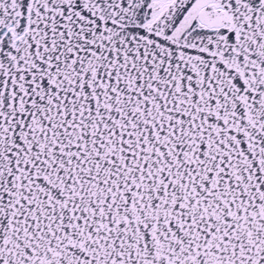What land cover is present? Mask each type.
<instances>
[{
	"label": "snow or ice",
	"instance_id": "1",
	"mask_svg": "<svg viewBox=\"0 0 264 264\" xmlns=\"http://www.w3.org/2000/svg\"><path fill=\"white\" fill-rule=\"evenodd\" d=\"M0 264H264V0H0Z\"/></svg>",
	"mask_w": 264,
	"mask_h": 264
}]
</instances>
